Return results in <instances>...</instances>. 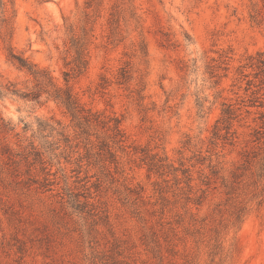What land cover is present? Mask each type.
I'll use <instances>...</instances> for the list:
<instances>
[{
	"label": "rangeland",
	"instance_id": "374dc122",
	"mask_svg": "<svg viewBox=\"0 0 264 264\" xmlns=\"http://www.w3.org/2000/svg\"><path fill=\"white\" fill-rule=\"evenodd\" d=\"M69 25L91 122L0 99V264H264V0H0V85L64 88Z\"/></svg>",
	"mask_w": 264,
	"mask_h": 264
},
{
	"label": "trees",
	"instance_id": "16d2710c",
	"mask_svg": "<svg viewBox=\"0 0 264 264\" xmlns=\"http://www.w3.org/2000/svg\"><path fill=\"white\" fill-rule=\"evenodd\" d=\"M2 5L4 4L2 3ZM86 16L88 15L86 14ZM116 24V20H113L111 23L112 27ZM7 30L11 33L10 28H7ZM116 30L117 27L115 26L112 29L113 37L117 34ZM66 31L69 39L68 52L73 53L74 57L73 60L67 64H72L73 67L71 72L65 73V87L63 88L57 86L48 70L40 69L28 59L14 53L13 50H10L9 57L11 61H13L20 69L26 71L34 79L35 87L31 92H22L17 89L16 85L11 83L5 86L0 85V99H3L8 95H12L18 96L27 101L38 102L43 94H47L49 98L62 105L74 120H85L89 124L91 122L89 115H85L87 113L86 110L75 97L72 88L70 87L72 79L83 75L87 71L89 65V32L83 28L82 33L78 34L73 25L67 26ZM260 56H262V58L264 57V55ZM260 64L262 70L259 75L262 76L261 84H264V60H261ZM128 73L129 71L123 70V81L128 80ZM225 114L226 118L224 119V122L231 124L230 121L234 118L233 115L235 114V111L231 107H228L225 110ZM119 123V121L115 122V127L113 128L114 132H120ZM155 167L160 169L159 165H155ZM262 193V196L264 197V187Z\"/></svg>",
	"mask_w": 264,
	"mask_h": 264
}]
</instances>
